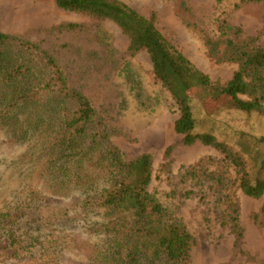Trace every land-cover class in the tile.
<instances>
[{"label":"rangeland","instance_id":"1","mask_svg":"<svg viewBox=\"0 0 264 264\" xmlns=\"http://www.w3.org/2000/svg\"><path fill=\"white\" fill-rule=\"evenodd\" d=\"M120 1L144 16L154 14L160 32L214 82L225 83L237 69L235 62L216 61L205 45L206 36L222 37L221 21L240 28L243 37L257 36L264 48V0ZM66 23L81 28L57 29ZM0 31L36 42L56 59L68 84L88 97L125 160L150 154L147 189L195 238L186 264H264V193L245 195L234 167L221 163L220 151L200 141L182 143L174 131L177 107L154 77L148 54L130 53L128 37L114 22L58 8L54 0H0ZM188 96L194 131L211 132L237 151L251 148L245 160L253 175V154L264 155V142H256L264 136V116L199 90ZM28 143L13 141L0 126V264H91L109 238L99 224L92 225L114 215L97 209L78 214L76 191L58 193L41 162L26 154ZM201 160L209 161L212 170L223 167L232 181L239 238L223 216L212 183L183 176L186 167Z\"/></svg>","mask_w":264,"mask_h":264},{"label":"trees","instance_id":"2","mask_svg":"<svg viewBox=\"0 0 264 264\" xmlns=\"http://www.w3.org/2000/svg\"><path fill=\"white\" fill-rule=\"evenodd\" d=\"M248 0H241L246 2ZM58 8L96 20L114 22L128 37V51L144 50L154 77L169 92L178 110L174 131L183 144L200 141L222 154L231 164L237 187L247 196L264 193V155L254 153L252 175L245 155L211 132H195L196 119L188 93L199 90L211 99L228 98L233 108L264 116V48L257 36L243 37L241 29L221 21L224 38L206 36L205 45L216 61H230L237 69L225 83L214 82L177 49L157 28L155 15L144 16L120 0H54ZM78 23L58 25L76 30ZM0 126L17 143L29 142L26 154L41 162L42 173L56 183V191H76L74 208L88 216L104 210L113 216L99 224L107 237L106 248L91 264H186L195 238L186 225L162 205L147 187L152 158L142 153L125 160L110 139V131L88 97L71 87L56 59L38 43L0 31ZM264 142V136L256 139ZM36 157V158H35ZM201 160L185 169L194 182H211L217 203L234 235L241 236L238 206L224 168L210 169ZM264 209V206H263ZM0 217H3L0 214ZM100 230V229H99ZM11 236V235H10Z\"/></svg>","mask_w":264,"mask_h":264}]
</instances>
